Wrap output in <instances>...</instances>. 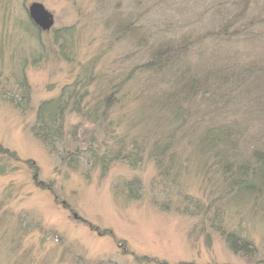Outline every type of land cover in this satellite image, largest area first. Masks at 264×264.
<instances>
[{
  "label": "rangeland",
  "instance_id": "rangeland-1",
  "mask_svg": "<svg viewBox=\"0 0 264 264\" xmlns=\"http://www.w3.org/2000/svg\"><path fill=\"white\" fill-rule=\"evenodd\" d=\"M32 3L52 15L48 31L28 25ZM121 21L137 31L118 33ZM165 45L176 66L152 72L150 51ZM263 55L264 0H0L1 78L22 72L31 100L20 111L0 97V264L264 263V183L234 188L264 152V106L245 77L208 106L201 95L166 101L177 66L238 76ZM74 85L89 97L85 115L66 117L67 143L76 132L121 149L104 172L87 159L68 168L31 133L38 104ZM116 85L101 129L94 108ZM167 141L166 154L152 151ZM223 231L250 252L233 253Z\"/></svg>",
  "mask_w": 264,
  "mask_h": 264
},
{
  "label": "trees",
  "instance_id": "trees-1",
  "mask_svg": "<svg viewBox=\"0 0 264 264\" xmlns=\"http://www.w3.org/2000/svg\"><path fill=\"white\" fill-rule=\"evenodd\" d=\"M28 25H30L31 29L36 31V33L42 32V30L37 27L30 18L28 20ZM133 26L134 25H132V23L121 21L117 22L114 27L115 31L118 33L129 35L130 33H133V31H137L132 29ZM251 26L252 23L249 27L251 28ZM138 31L140 30L138 29ZM165 46L166 47L164 49L160 48L163 50H159L158 48L159 53L156 51H150L149 63L147 66L152 72H158L159 69L171 70L172 67L176 66L177 60L173 57L175 51L169 50L168 45ZM261 61L262 63L259 62L258 67L252 66L247 72L241 71L238 76L234 75L231 69L232 65L222 66L221 71L212 70L213 72H202L201 75L198 74V72L195 74H187V71L184 72L180 66H177L174 75L175 79L170 85V89L172 91L169 89L172 93L170 94L168 92L166 101L169 104H172L173 101H178L179 98L184 99L190 95H201L206 98V105L208 106L209 102H214L215 99L222 100V92L224 91L222 88L226 86L225 84H232L233 82L236 84L241 80V77H245L247 83L246 94L251 96L255 102L260 103V106L262 107L264 106V55ZM167 65H170V67L168 68ZM1 75L2 74L0 73V97L13 104L16 109L20 111L25 110L30 105L31 100L29 86L23 73H12L10 79L1 78ZM229 76L234 77L235 80L231 81ZM250 76H252V78ZM12 81L16 85L17 90L7 87V85ZM83 88L84 87L81 85L69 86L66 89L63 88L56 98L40 102L35 109V118L31 127V133L44 145L50 154L59 157L61 163L68 168L77 170L81 166V159H87L88 165L93 168L98 166L104 172L112 162L116 160H123L120 159L122 153L121 149L114 150L107 144L96 145L88 143L86 140L76 138V132L71 135L74 138L72 140L73 147L69 146L67 143L68 140L66 139L65 133L66 117L71 115V113H75L78 116L85 115L84 102L85 99L89 97V94H87V91ZM120 90V85L119 87L117 85L113 86L109 96L96 103L97 105L93 111L95 114L94 121L96 126L100 127V124L103 126L101 129H105L106 127L104 124L108 119L110 110L115 106V95L120 93ZM217 92L218 95L216 94ZM173 98L176 100H173ZM225 99L227 100L226 102H228L229 99ZM180 104L184 105L185 103L180 102ZM180 111L181 109H175V113L173 114L174 118L176 117L179 120L184 118L178 114ZM210 134H212L210 136L215 134L221 135L218 130H213ZM172 143L173 141H167L164 143V145H167L166 147L159 145L162 151H159V149L156 148L152 151H156L159 155H164L174 144ZM2 154H6L5 151H2ZM252 160L254 161L256 170L250 172L242 170L241 175L234 178V180L240 183V185L235 183L234 188L237 187L239 189L241 186L240 191L242 190V192L246 193H252V191H254L256 187L255 183L257 181L264 183V152H256L252 156ZM250 180L251 182H249ZM222 234L224 235L225 240L233 253H241L245 255L250 252L251 249L246 240H241L235 233H225L223 231Z\"/></svg>",
  "mask_w": 264,
  "mask_h": 264
},
{
  "label": "water",
  "instance_id": "water-1",
  "mask_svg": "<svg viewBox=\"0 0 264 264\" xmlns=\"http://www.w3.org/2000/svg\"><path fill=\"white\" fill-rule=\"evenodd\" d=\"M28 15L32 22L42 31H48L53 25L52 15L39 3L29 5Z\"/></svg>",
  "mask_w": 264,
  "mask_h": 264
}]
</instances>
